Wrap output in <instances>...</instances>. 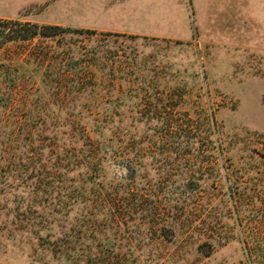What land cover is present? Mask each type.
Returning a JSON list of instances; mask_svg holds the SVG:
<instances>
[{"label":"rangeland","instance_id":"374dc122","mask_svg":"<svg viewBox=\"0 0 264 264\" xmlns=\"http://www.w3.org/2000/svg\"><path fill=\"white\" fill-rule=\"evenodd\" d=\"M0 264H264V0H0Z\"/></svg>","mask_w":264,"mask_h":264},{"label":"trees","instance_id":"16d2710c","mask_svg":"<svg viewBox=\"0 0 264 264\" xmlns=\"http://www.w3.org/2000/svg\"><path fill=\"white\" fill-rule=\"evenodd\" d=\"M31 25H29V23H27V29L23 30V33H19L18 37L20 39H28V38H32L36 35H41V36H54L56 35V32L53 31L54 29H60V27H52V26H44L42 27L41 30L38 29L37 25H33L32 27L34 28L33 30H31V28H29ZM20 31V30H19Z\"/></svg>","mask_w":264,"mask_h":264}]
</instances>
